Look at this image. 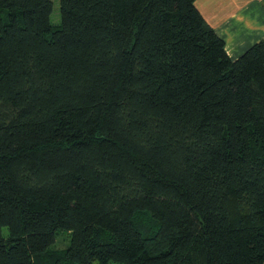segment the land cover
<instances>
[{
	"label": "trees",
	"instance_id": "obj_1",
	"mask_svg": "<svg viewBox=\"0 0 264 264\" xmlns=\"http://www.w3.org/2000/svg\"><path fill=\"white\" fill-rule=\"evenodd\" d=\"M196 1L0 0V264H264V41Z\"/></svg>",
	"mask_w": 264,
	"mask_h": 264
},
{
	"label": "crops",
	"instance_id": "obj_2",
	"mask_svg": "<svg viewBox=\"0 0 264 264\" xmlns=\"http://www.w3.org/2000/svg\"><path fill=\"white\" fill-rule=\"evenodd\" d=\"M196 6L232 60L264 41V0H197Z\"/></svg>",
	"mask_w": 264,
	"mask_h": 264
},
{
	"label": "rangeland",
	"instance_id": "obj_3",
	"mask_svg": "<svg viewBox=\"0 0 264 264\" xmlns=\"http://www.w3.org/2000/svg\"><path fill=\"white\" fill-rule=\"evenodd\" d=\"M53 2V13L51 15V21L53 25L59 26L61 25V16H60V0H52ZM4 234H7V230H4ZM68 234L61 233L58 236L57 243H56V249L58 250H64L68 247L69 238Z\"/></svg>",
	"mask_w": 264,
	"mask_h": 264
}]
</instances>
